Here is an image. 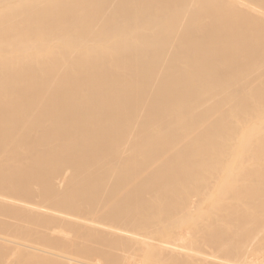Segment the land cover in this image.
I'll return each mask as SVG.
<instances>
[{
  "label": "bare ground",
  "instance_id": "obj_1",
  "mask_svg": "<svg viewBox=\"0 0 264 264\" xmlns=\"http://www.w3.org/2000/svg\"><path fill=\"white\" fill-rule=\"evenodd\" d=\"M0 264H264V0H0Z\"/></svg>",
  "mask_w": 264,
  "mask_h": 264
}]
</instances>
